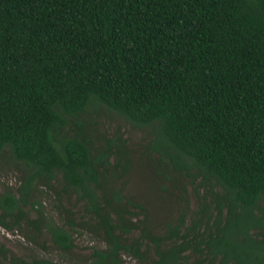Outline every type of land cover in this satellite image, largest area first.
I'll list each match as a JSON object with an SVG mask.
<instances>
[{
	"label": "trees",
	"instance_id": "1",
	"mask_svg": "<svg viewBox=\"0 0 264 264\" xmlns=\"http://www.w3.org/2000/svg\"><path fill=\"white\" fill-rule=\"evenodd\" d=\"M103 107L149 129L148 156L188 183L163 232L114 186L131 158L119 136L97 144ZM7 153L21 179L18 195L0 197L9 229L5 219L20 226L30 205V223L63 250L79 226L100 234L106 248L91 264L140 258L149 242L157 264H264V0H0V159ZM59 175L91 221L56 222L30 200Z\"/></svg>",
	"mask_w": 264,
	"mask_h": 264
},
{
	"label": "rangeland",
	"instance_id": "2",
	"mask_svg": "<svg viewBox=\"0 0 264 264\" xmlns=\"http://www.w3.org/2000/svg\"><path fill=\"white\" fill-rule=\"evenodd\" d=\"M98 115L94 130L97 144L119 136L125 141L131 158L130 172L118 178L114 186L123 187L122 193L127 198L145 205L147 208L145 213L153 231L163 232L167 223L178 221L180 208L185 206V202L180 198L183 194L182 185L188 183L178 178L169 180L164 175L165 168L159 166L153 157L148 156L146 143L150 139L149 129L133 126L123 116L106 107L99 110ZM112 162H115V159H112ZM18 169L15 160L8 153L0 159V197L9 191L18 195L16 188L21 185ZM168 174L172 179V174ZM54 186V189L49 190L42 185L30 195V200L41 201L45 211L44 217L52 218L56 222H66L69 219L80 223L91 221L90 215H85L84 202L71 190L68 195L65 194L61 175L54 182ZM188 190L190 202L188 215H192L198 208L197 198L194 189L189 187ZM261 203L264 208V198ZM25 211L26 216L20 226L15 225V216L13 219L12 216L5 219L14 226L12 229L0 222V264H15L21 259L27 262L48 259L59 264H91L96 259L93 255L94 250L106 248L100 234L88 226H79L73 236L75 247L63 250L54 243L47 228H42L39 233L35 225L30 223V220L39 216L38 212L31 209L30 205L25 207ZM3 213L0 206V217ZM144 217V214L139 215L141 219ZM190 221L191 216H187V223ZM139 234L140 231L136 230L128 236V240L131 241ZM139 252L142 254L140 258L132 252H124L120 264H157L154 244L151 242L143 244Z\"/></svg>",
	"mask_w": 264,
	"mask_h": 264
}]
</instances>
